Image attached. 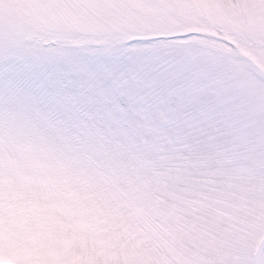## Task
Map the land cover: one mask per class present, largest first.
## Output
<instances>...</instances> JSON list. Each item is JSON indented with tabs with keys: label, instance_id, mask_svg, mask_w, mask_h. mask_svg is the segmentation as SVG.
Listing matches in <instances>:
<instances>
[{
	"label": "rangeland",
	"instance_id": "1",
	"mask_svg": "<svg viewBox=\"0 0 264 264\" xmlns=\"http://www.w3.org/2000/svg\"><path fill=\"white\" fill-rule=\"evenodd\" d=\"M263 240L264 0H0V264H255Z\"/></svg>",
	"mask_w": 264,
	"mask_h": 264
},
{
	"label": "snow or ice",
	"instance_id": "2",
	"mask_svg": "<svg viewBox=\"0 0 264 264\" xmlns=\"http://www.w3.org/2000/svg\"><path fill=\"white\" fill-rule=\"evenodd\" d=\"M30 80V91L33 92L37 100H40L45 94L56 95L60 89L58 87H51L55 83V78L49 75L48 71L42 72L38 78L28 77ZM122 103V101H120ZM201 104L210 103V101L201 100Z\"/></svg>",
	"mask_w": 264,
	"mask_h": 264
},
{
	"label": "water",
	"instance_id": "3",
	"mask_svg": "<svg viewBox=\"0 0 264 264\" xmlns=\"http://www.w3.org/2000/svg\"><path fill=\"white\" fill-rule=\"evenodd\" d=\"M263 249H264V241L261 243L260 247L256 252V264H260Z\"/></svg>",
	"mask_w": 264,
	"mask_h": 264
}]
</instances>
